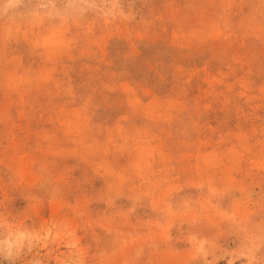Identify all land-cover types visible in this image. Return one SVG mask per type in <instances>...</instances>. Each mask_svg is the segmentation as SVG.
I'll list each match as a JSON object with an SVG mask.
<instances>
[{"label":"rangeland","instance_id":"rangeland-1","mask_svg":"<svg viewBox=\"0 0 264 264\" xmlns=\"http://www.w3.org/2000/svg\"><path fill=\"white\" fill-rule=\"evenodd\" d=\"M0 264H264V0H0Z\"/></svg>","mask_w":264,"mask_h":264}]
</instances>
